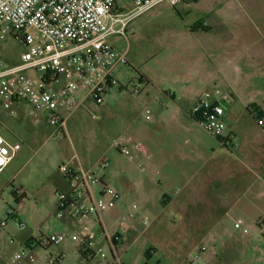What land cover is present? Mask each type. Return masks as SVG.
Segmentation results:
<instances>
[{"label": "rangeland", "instance_id": "1", "mask_svg": "<svg viewBox=\"0 0 264 264\" xmlns=\"http://www.w3.org/2000/svg\"><path fill=\"white\" fill-rule=\"evenodd\" d=\"M213 1L198 0L194 3L196 6L185 10L180 9L182 6L172 8L161 3L130 22L127 39L112 37L118 50L128 47L127 59L132 63L125 64L116 73L124 88L119 93L108 95L103 104L89 101L76 110L67 121L69 136L62 134L58 139H51L53 128L42 113L36 116L22 113L13 118L6 112H0V120L4 123L0 124V134L15 149L12 168L19 171L23 167L15 185L24 182L33 188L21 207L9 185L0 197L2 206L16 212V218L11 219L6 231L0 234V264H12L13 255L32 237L65 231L70 235L74 233L54 215L50 187L59 174L58 165H63L69 160L67 156L75 153L84 164H92L102 157L109 160L106 181L121 192L119 203L108 214L110 228L120 229L124 235L123 245L117 250L120 262L111 255L105 260L99 256L87 257L76 249L70 238L59 246H47L46 250L35 248L33 253L39 258L47 255L59 257V264H192L190 260L196 247L203 245L208 235L213 233L221 237L216 253L209 261L200 264H236L243 257L264 263V229L245 219L238 221V213H227L231 197L239 195L241 200L254 198L255 187L264 183V127L258 125V120L243 104L252 100L264 109V73L242 86L243 98L236 104L231 117L238 137V149L225 155L230 171L221 173L220 182L213 178L215 173L220 175L213 171V163L201 161L191 147L183 145L177 151L169 144L170 139L164 140L168 145L157 147L137 133L145 127H152L153 121L142 114L140 98L129 91L138 80L136 68L162 73L160 65L164 55L188 42L190 29L197 20L211 17L203 5H210ZM217 1L222 4L221 8H225L224 1ZM121 5L130 6L131 2L125 1ZM219 15L230 21L231 33V18L225 12ZM259 29L264 33V27ZM213 34L218 35L217 30L210 35ZM22 49L10 37L0 45V57L8 64L17 63ZM224 52H231V49L226 46L218 54ZM197 132L201 137L206 136L202 128ZM116 141L130 150L134 143L140 142L151 153L121 154L113 147ZM220 157L218 155V159ZM7 175L8 171L0 180ZM250 185L252 191L245 193ZM165 194L173 196L169 205L163 201ZM259 196L264 204V192ZM148 202H152L154 207L145 211L144 205ZM134 205L138 207L135 211ZM19 221L25 226L21 227ZM236 221L248 229L245 238H242V229L235 228ZM96 230L99 233L101 228L97 226ZM235 239L242 241V247L246 246L248 250L241 253L235 246L238 243H233ZM250 250L251 253H247Z\"/></svg>", "mask_w": 264, "mask_h": 264}, {"label": "built area", "instance_id": "2", "mask_svg": "<svg viewBox=\"0 0 264 264\" xmlns=\"http://www.w3.org/2000/svg\"><path fill=\"white\" fill-rule=\"evenodd\" d=\"M125 1H130L131 5L122 7ZM194 1L0 0V45L13 37L23 48L17 63L8 64L0 57V112L13 118L22 113L35 116L42 113L53 128L51 139H58L62 134L69 136L67 121L76 110L89 101L103 104L113 90L124 88L116 71L127 63V52L118 50L112 37L127 39L130 22L161 3L178 8ZM129 91L133 96L142 97L141 82H134ZM217 95H221L219 91H204L190 115L206 133L218 138L223 147L234 150L237 148L234 131L225 121L226 109ZM221 96L227 98V94ZM258 125L264 127V119H259ZM113 147L127 156L143 151L139 142L133 144L132 150L118 141ZM14 156V147L0 134V173ZM108 167L106 157L100 158L91 168L83 167L80 162L63 164L61 172L69 191H57L53 204L58 219L70 217L87 221L95 218L102 231L97 239L100 244L89 232L53 233L41 236L42 245L29 247L25 244L13 255L11 263L59 264L61 258L51 255L39 258L33 250L59 246L69 238L87 257L99 256L105 260L111 255L119 261L117 250L123 244V238L118 232L107 229L106 216L119 203L121 192L106 181ZM9 186L18 198L23 196L14 181ZM137 208V205L133 206L134 211ZM15 218V210L9 208L6 216L0 218V234ZM19 225L25 226L20 221ZM235 228L242 229L243 235L248 233L242 222H236ZM220 239L216 234H209L204 244L196 247L190 262L209 261L216 253Z\"/></svg>", "mask_w": 264, "mask_h": 264}, {"label": "crops", "instance_id": "3", "mask_svg": "<svg viewBox=\"0 0 264 264\" xmlns=\"http://www.w3.org/2000/svg\"><path fill=\"white\" fill-rule=\"evenodd\" d=\"M220 1H224L223 5L226 4L225 8H221L220 6L222 4L217 0H214L210 5L209 3L203 5V7H206V11L212 14L211 17H204L197 20L192 29H190L191 36L187 39L188 42L179 48L169 50L164 55L160 65L162 67V73L152 72L150 69L141 71L134 67L146 80V82L141 83L142 97H140V104L142 114L146 115V117H151L153 125L157 124L137 131L138 136L147 138L157 147L168 145L164 142L166 139H170L169 144L176 148L177 151L181 150L183 145L191 147L195 154L200 157L201 161L213 163V171H217L220 174L215 173L213 178H217L216 182H220L222 179V172L226 174L230 171L229 164L226 163L225 158V155H228V151L230 150L223 147L218 138L212 137L208 133H205L206 136L201 137L197 132V130L201 129V126L191 117L190 111L204 91L208 90L213 93L219 91L221 95L227 94V98L221 95L217 96H219V102L225 106V121L230 130L233 129L235 135L234 142L236 143L238 137L234 123L231 122V117L234 114V109H236V104L240 101V98H243L242 86L250 84L254 77L260 73H264V33L259 31L260 26L264 27V0ZM196 2L198 0L182 5L180 9L192 8L196 6L194 4ZM224 12L231 18V33L230 21L222 18L224 16L219 15ZM215 30H217L218 35L213 34L211 36V32ZM226 46L227 49H231V52H224L219 55L218 53ZM120 51L127 52L128 47ZM128 63L130 62L127 59V63L122 64L119 68ZM117 79L119 80L118 77ZM121 86L124 85L121 84ZM112 92L119 93L121 90L115 89ZM253 103L256 104L255 101L251 100L249 103L245 102L243 104L248 111L247 108ZM256 105L260 106L258 104ZM2 124L4 125V123ZM235 149H238V144ZM146 153L150 154L151 151L143 146V151L139 154L144 155ZM218 155L221 156L219 159ZM14 157L11 163L0 173L1 179V176L8 171L6 178L0 180V197L7 186L11 182H15V179L18 178L19 172L23 168L21 167L19 171L12 168ZM255 157L256 159L258 158L257 156ZM65 158L66 156L64 158L62 157V160ZM67 158L69 160L63 164L70 162L76 165L80 162L85 168H91L99 160H96L92 164H84L76 153L71 157L67 156ZM61 166L60 164L58 165L57 171L59 174L50 187L51 191H53L51 195L52 204H54V195L57 191H69V185L61 172ZM231 170L233 171V168ZM157 174H160V172L158 171ZM15 186L21 188L25 198L33 191V188L24 182ZM251 188L252 185L247 186L245 193L252 191ZM255 190L254 198L241 200L239 195L238 197H235V195L231 197V205L227 209V213L231 215H237L238 213V221L245 219L246 221L255 223L259 229L263 230L264 204L261 200L262 197L259 195L264 192V183L255 187ZM163 201L169 205L173 202V196L165 194ZM21 206H23V203H20ZM153 207V203L148 202L144 205V210L150 211ZM6 214L7 208L0 203V218H4ZM108 216H106V220L109 222L106 225L107 229L110 232H118L121 234L120 229L110 228L111 224ZM61 220L72 233L76 231L79 234L89 232L96 240L102 233L101 230L99 233L96 230L95 218L81 221L67 217ZM121 235L124 238V235ZM242 238H245V236L242 235ZM233 243L240 244H236L235 246L239 248L241 253L248 250L246 246L242 247V241L240 242L235 239ZM247 253H251V250ZM236 264L264 263L257 260H245L243 257Z\"/></svg>", "mask_w": 264, "mask_h": 264}, {"label": "trees", "instance_id": "4", "mask_svg": "<svg viewBox=\"0 0 264 264\" xmlns=\"http://www.w3.org/2000/svg\"><path fill=\"white\" fill-rule=\"evenodd\" d=\"M138 81L141 82V83H144L146 82L145 78L138 72ZM248 111L250 112V114L256 119V120H259V119H263L264 117V111L259 108V106H257L255 103L251 104L248 108ZM13 195L16 199V202L18 204L20 203H23V200L25 199V196H23L22 198H18L15 193L13 192ZM41 237L39 238H31L30 240H28L26 242V245L27 246H32V245H42L41 244Z\"/></svg>", "mask_w": 264, "mask_h": 264}]
</instances>
